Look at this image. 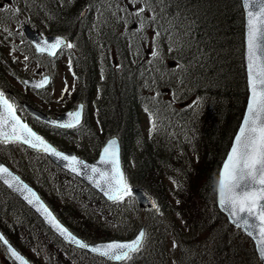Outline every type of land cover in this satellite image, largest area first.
<instances>
[{
	"label": "trees",
	"instance_id": "1",
	"mask_svg": "<svg viewBox=\"0 0 264 264\" xmlns=\"http://www.w3.org/2000/svg\"><path fill=\"white\" fill-rule=\"evenodd\" d=\"M103 1H16V8L22 6L33 25H45V31L77 41V73L81 77L84 71L88 76L79 92L84 90L90 97L96 92V69L81 13L85 8L103 10ZM150 14L149 27L158 33L155 38L167 40L175 49L178 84L184 100L191 99V104H175L154 83L159 91L155 92L156 102L143 100L134 72H115L105 97L95 106L93 130L101 139L114 134L120 137L124 158H133V172L127 167V178L155 197L160 212L139 210L131 200L109 203L50 162L49 178L56 193L39 189L40 193L62 221L89 240L128 238L143 221L141 215L150 212L159 236L154 253L134 256L128 264H172L170 260L174 264H261L252 241L230 225L216 205L219 168L247 98L241 1L158 0ZM104 36L106 41L112 39L121 56L126 55L118 32L115 40L105 32ZM168 51L172 56L171 49ZM0 68H4L1 60ZM166 87L175 89L172 80ZM142 111L151 121L147 132L141 123ZM6 146L14 148L15 144ZM0 228L22 251L35 252L37 264H110L63 244L1 183Z\"/></svg>",
	"mask_w": 264,
	"mask_h": 264
},
{
	"label": "snow or ice",
	"instance_id": "2",
	"mask_svg": "<svg viewBox=\"0 0 264 264\" xmlns=\"http://www.w3.org/2000/svg\"><path fill=\"white\" fill-rule=\"evenodd\" d=\"M129 2L134 7L138 0H129ZM242 7L246 10L247 21L246 60L250 97L247 114L219 172L218 203L221 208L229 212L232 222L238 228H242L249 236L255 233L254 238L260 257L264 260V0H242ZM145 10L144 7H140L134 14L139 17ZM15 12L18 13L19 9H15ZM138 27L140 29L144 27L143 21ZM73 47L72 43L66 42L63 38H57L55 43L44 40L43 44L35 45L38 53H47L50 57L57 56V49ZM152 55L156 57L158 53L153 52ZM73 75L75 76L74 73ZM49 83L50 77L44 76L42 80L31 83V86L34 89H44ZM63 94H71L67 85L62 89V97ZM83 109L84 105L81 104L76 110L66 113L65 121H50L49 124L59 129L78 128L81 126ZM153 130H155L154 122ZM0 144L27 145L63 161L64 166L73 174H83L86 169L88 179L100 188L110 201L123 203L126 197L133 195L121 169L119 147L115 139L109 140L103 147L99 161L90 165L75 155L59 151L44 137L33 131L17 115L16 105L10 102L2 91H0ZM0 180L9 188L23 193L24 199L44 216L47 223L66 242L79 249H86L107 261L128 264L134 254L139 253L143 248L147 238L144 230L139 231L131 241H108L90 245L63 226L40 197L19 176L14 175L3 165H0ZM156 210L159 211L158 208ZM0 243L6 247L7 252L18 264H30L3 234H0Z\"/></svg>",
	"mask_w": 264,
	"mask_h": 264
},
{
	"label": "rangeland",
	"instance_id": "3",
	"mask_svg": "<svg viewBox=\"0 0 264 264\" xmlns=\"http://www.w3.org/2000/svg\"><path fill=\"white\" fill-rule=\"evenodd\" d=\"M142 1L143 0H138V2H136L133 7V4H131L129 0H115V2L113 0H104L102 5L105 8L103 10L98 9L99 11L88 13L82 25V29L83 33H85L87 29L91 31L92 40L94 41L99 53L95 60V69H99V73H101L106 69H111L110 64L112 67H115L117 61L119 60L116 52L114 51L115 45H112L113 43L108 45L109 43L105 42L104 32L106 34L109 33L106 29L107 26L109 29H111L112 34H114L116 31L118 32V39L124 46L126 54L129 55L128 59L133 60L135 67L140 66L136 72V75L140 82L141 91L143 92L142 96L146 98L151 97L155 100V96H151L153 93V79V83L155 84L157 82L164 84L165 80H172L175 86V91L171 92L173 95L170 98L171 101L173 99L175 104L188 107L191 100H184L182 98L185 93L182 89V86L178 84L179 70H169L167 68V64L171 58L165 60V67L163 66L164 57L169 52L167 50L172 49L171 44H169V42L163 38L160 40L161 43L164 41L163 44L158 42L159 39H154V33L146 23V18L148 16L146 10L139 17L134 14L136 9L144 7ZM13 8H15V6L8 7V10L4 13L0 12V14H3L4 17L8 19V23H4V29L0 28V42L4 40V44L0 43V57L2 59L6 57L5 63L7 64V68L10 70L11 68L15 70V68L22 67V65L28 63V71L26 73L30 77H33L38 74V71H42V68L39 66L37 61L32 59L30 52L19 53L16 51L17 47L23 48L24 41L20 38V26L18 25V21L21 19H17L19 16L15 12V9L17 8ZM105 14H107L106 19L103 18ZM141 21H143L144 24L142 29L138 27ZM5 29H8V31ZM25 51H28V49L25 48ZM153 52H157L158 55L153 57ZM77 53L78 51H75L74 46L73 48L64 51L62 55H60L56 60H49V63L45 64L43 67L49 70V73L53 75V84L49 88V94L48 92L43 93L44 96L49 97V109L53 112H60L65 107V105L72 104L71 95L77 86V80L73 75L72 68L69 67L70 61L67 55L77 56ZM26 57L27 59H25ZM3 71H5V68ZM3 74L7 78L1 76V82L7 85L10 82L11 85H13V87L22 93L24 95L23 97H25L26 93H28L26 92L25 88L19 86L12 78L7 75V72H3ZM65 85L69 87L71 94H63L62 97V89L65 87ZM164 91L169 90L164 89L163 92ZM37 101L40 105L47 108L46 104H42L39 100ZM92 123L93 122L90 121L91 125ZM142 125L146 129L148 128V120H146V118L142 119ZM88 126L90 125L88 124ZM39 128L48 133L46 129L41 127ZM86 129H89L87 128V125H85L84 129L82 130L83 135L74 138L76 140L72 141H69L68 138L63 137L61 134H56V131L50 129L49 135H51L53 139L61 141L63 145V139L68 141L64 146H70L74 148L79 147L80 151L84 154L92 155L95 154L96 151L99 152L101 148V137H98L95 134V131L91 130V132H87ZM135 151L136 150H134V154ZM0 156L6 157L12 166L20 164L21 166L26 167L27 169L25 170V173L32 177L33 183L37 185L41 191H46L47 194H49L51 191L55 192V190H53L54 185L49 178V175L52 173V167H48L44 163H40V160L37 156L30 155L19 147L8 148L4 145H0ZM58 194L61 195L60 193ZM93 208L94 206L92 209ZM141 219L144 222H148L150 224V229L147 232L145 249L149 254H153L156 241L159 239V236L156 234L155 226H153L154 219L150 214L143 215ZM98 221L100 223L104 222L101 220ZM48 251L49 247H46V252ZM53 251H55V249H53ZM26 252L31 257H34L28 251ZM9 261L10 259L8 258L7 254L2 250V248H0V264H11ZM168 263L174 264L172 260L168 261Z\"/></svg>",
	"mask_w": 264,
	"mask_h": 264
},
{
	"label": "water",
	"instance_id": "4",
	"mask_svg": "<svg viewBox=\"0 0 264 264\" xmlns=\"http://www.w3.org/2000/svg\"><path fill=\"white\" fill-rule=\"evenodd\" d=\"M9 1V0H8ZM242 1V0H241ZM244 13H245V48H246V29H247V21H246V10L244 9ZM23 30H24V33L26 34V36L28 37V39L32 42V44L35 46L36 45V43H41V44H43V41L44 40H47L49 43H55V41H56V39L57 38H63V39H65L64 37H62V36H46L45 38H42L41 37V35H40V33H39V31L38 30H34V29H32L29 25H25L24 26V28H23ZM65 41L67 42V40L65 39ZM59 49H57V51H58ZM245 62H246V71H247V60H246V51H245ZM28 82H30V83H28V84H30L31 85V83H33V82H38V81H40V80H27ZM247 85H248V74H247ZM248 93H249V89H248ZM249 97H250V93H249V96H248V100H247V105H246V109H245V112H244V115H243V118H242V120H241V122H240V124H239V127H238V129H237V131H236V133H235V135H234V137H233V140H232V144H231V146H230V148H229V150H228V153H227V155L230 153V150H231V148H232V146H233V143H234V138H235V136L238 134V131H239V128H240V126H241V124H242V121H243V119L245 118V116H246V114H247V107H248V103H249ZM11 102V101H10ZM81 105V104H80ZM25 106L28 108V110L29 111H31L36 117H38L39 119H41L42 121H44V122H46V123H49L50 121H61V122H63V121H65L66 120V113H68V112H70V111H74V110H68V111H66V112H64V113H62V114H60V115H58L57 117H50V116H47L45 113H43L42 111H40V110H38V109H36V108H33L32 106H30V105H28V104H25ZM79 106V105H78ZM78 108V107H77ZM76 108V109H77ZM75 109V110H76ZM17 115H18V113H17ZM19 116V115H18ZM21 118V117H20ZM21 120L23 121V119L21 118ZM82 120H83V113H82ZM24 122V121H23ZM82 122V121H81ZM24 123H26V122H24ZM29 125V124H28ZM29 127H31L30 125H29ZM32 128V127H31ZM33 129V128H32ZM33 131H35L34 129H33ZM36 132V131H35ZM37 133V132H36ZM38 134V133H37ZM111 139H115L117 142H118V147H119V159H120V165H121V169L123 170V168H122V162H121V148H120V143H119V139L117 138V137H112V138H110L109 140H111ZM108 140V141H109ZM107 141V142H108ZM50 144H52L54 147H56L53 143H51L50 141H48ZM106 142V143H107ZM106 145V144H105ZM104 145V146H105ZM27 146V145H26ZM103 146V147H104ZM29 147V146H28ZM57 148V147H56ZM58 149V148H57ZM103 149V148H102ZM59 151H61V152H64V153H66V154H70V155H75V156H77L78 158H80V159H82L83 161H85L86 163H88V164H96L98 161H99V158H100V155H101V153H102V150H101V153H100V155H99V158L97 159V160H95V161H92V162H90V161H88V160H85V159H83V158H81L80 156H78L76 153H74V152H68V151H64V150H60V149H58ZM227 155H226V157H225V159H224V161H223V163L226 161V158H227ZM57 165H59L60 167H62L63 169H65V170H67V171H69V172H71L68 168H66L65 166H64V162L63 161H61V160H59V159H56L55 157H52V156H50V155H48ZM223 163H222V165H221V168H220V170L222 169V166H223ZM0 165H3V166H5V167H7L14 175H17V176H19L20 178H21V180L25 183V184H27L39 197H40V199H41V201L50 209V207L45 203V201L42 199V197H41V195L39 194V192L31 185V184H29L28 182H26L19 174H17L16 172H14L11 168H9L8 167V165H6L3 161H1L0 162ZM72 173V172H71ZM75 175H77V174H75ZM79 177H81L87 184H89V185H91L92 187H94L95 189H97L99 192H101L103 195H104V192L100 189V188H97L89 179H88V172H87V170L85 169L84 171H83V174H80V175H78ZM2 183H3V181L2 180H0ZM9 190H11L13 193H15L26 205H28L30 208H32L37 214H39L40 215V217L44 220V222L52 229V230H54L55 231V229H53L52 228V226L51 225H49L48 223H47V221L45 220V218H44V216L39 212V211H37V209L33 206V205H31V204H29L28 202H27V200H25L24 199V194L23 193H21V192H18V191H16L14 188H9L5 183H3ZM132 189V192L134 193V195H135V197H136V199H137V201H138V204L140 205V207H152V208H157V206H156V203H155V201L153 200V198L145 191V190H143L142 188H140V187H134V188H131ZM105 196V195H104ZM106 197V196H105ZM107 198V197H106ZM217 204H218V207H219V209L228 217V219H229V221L232 223V224H234L233 222H232V217L229 215V212L228 211H226L225 209H223V208H221L220 206H219V203H218V191H217ZM50 211L52 212V210L50 209ZM53 213V212H52ZM54 214V213H53ZM55 215V214H54ZM56 216V215H55ZM57 218V217H56ZM57 220L59 221V219L57 218ZM60 222V221H59ZM251 222H253V221H250V223ZM61 223V222H60ZM62 224V223H61ZM63 225V224H62ZM235 225V224H234ZM64 226V225H63ZM236 226V225H235ZM242 229V228H241ZM141 230H144L145 231V228L144 227H142L141 229H140V231ZM243 230V229H242ZM244 231V230H243ZM56 232V231H55ZM245 232V231H244ZM246 233V232H245ZM0 234H3L2 232H1V230H0ZM247 234V233H246ZM4 235V234H3ZM248 235V234H247ZM249 236V235H248ZM5 237V236H4ZM136 237V236H135ZM134 237V238H135ZM252 239H253V241H254V245H255V248H256V251H257V253H258V256H259V258L261 259V257H260V253H259V249H258V247H257V242H256V239L254 238L255 237V233H254V235L253 236H250ZM6 238V237H5ZM79 238V237H78ZM134 238H132V239H134ZM7 239V238H6ZM132 239H130V240H126V241H131ZM8 240V239H7ZM82 240V239H81ZM9 241V240H8ZM112 241H121V240H112ZM9 243L19 252V253H21L10 241H9ZM101 243H104V242H100V243H96V244H101ZM88 244H90V243H88ZM96 244H90V245H96ZM5 249H6V247H5ZM90 252V251H89ZM92 253V252H91ZM22 254V253H21ZM94 254V253H93ZM10 255V254H9ZM23 255V254H22ZM96 255V254H95ZM24 256V255H23ZM25 257V256H24ZM26 258V257H25ZM13 259V258H12ZM27 259V258H26ZM14 260V259H13ZM28 260V259H27ZM29 261V260H28ZM262 261V263L264 264V260H261ZM16 262V261H15ZM17 264H18V262H16ZM31 264V263H30Z\"/></svg>",
	"mask_w": 264,
	"mask_h": 264
},
{
	"label": "flooded vegetation",
	"instance_id": "5",
	"mask_svg": "<svg viewBox=\"0 0 264 264\" xmlns=\"http://www.w3.org/2000/svg\"><path fill=\"white\" fill-rule=\"evenodd\" d=\"M9 92H10V96L13 98V100H15V102H17V103H19V104H21L22 102H23V100H22V98L20 97V95L19 94H22V93H20V92H12V91H10L9 90ZM48 92V91H47ZM33 95H34V99H36V100H41V98H39V93H38V91H36V92H31ZM49 94V93H48ZM46 105H47V109H46V112L49 114V97L46 99ZM42 125V124H41ZM45 127V129L48 131V134H49V125H45L44 126Z\"/></svg>",
	"mask_w": 264,
	"mask_h": 264
}]
</instances>
